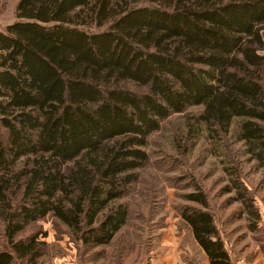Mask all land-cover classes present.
<instances>
[{
  "label": "trees",
  "instance_id": "1",
  "mask_svg": "<svg viewBox=\"0 0 264 264\" xmlns=\"http://www.w3.org/2000/svg\"><path fill=\"white\" fill-rule=\"evenodd\" d=\"M15 17L0 30V264H41L45 242L14 237L47 215L85 245L108 244L149 136L175 114L173 140L210 142L258 230L231 163L241 154L264 170V0H18ZM192 188L181 218L209 264H233L206 191Z\"/></svg>",
  "mask_w": 264,
  "mask_h": 264
},
{
  "label": "rangeland",
  "instance_id": "2",
  "mask_svg": "<svg viewBox=\"0 0 264 264\" xmlns=\"http://www.w3.org/2000/svg\"><path fill=\"white\" fill-rule=\"evenodd\" d=\"M17 2L0 0V30L16 20ZM184 123L183 115H172L149 136L145 148L149 159L128 194L117 201L128 208L127 222L108 244L91 246L79 242L51 215L29 223L14 239L35 235L38 241L45 242L44 254L38 259L41 264H209L179 214L182 205H197L183 198L193 189L195 180L207 193L209 209L232 263L264 264V186L259 184L264 170L241 154L232 156L231 164L238 166L260 213L255 232L248 227L242 205L233 199L234 191L224 189L230 185L229 175L210 142L201 136L193 144L173 140L181 137ZM8 248L0 219V250ZM28 262L15 259L14 264Z\"/></svg>",
  "mask_w": 264,
  "mask_h": 264
}]
</instances>
